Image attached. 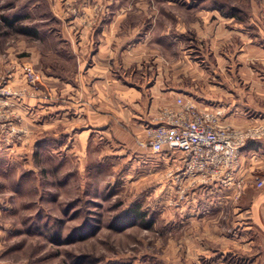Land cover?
<instances>
[{
	"label": "rangeland",
	"instance_id": "rangeland-1",
	"mask_svg": "<svg viewBox=\"0 0 264 264\" xmlns=\"http://www.w3.org/2000/svg\"><path fill=\"white\" fill-rule=\"evenodd\" d=\"M117 13L150 30L170 77L179 59L187 94L188 62L216 81L214 55L234 68L239 33L264 49V0H0V71L12 92H29L0 126V264H264L234 237L228 205L202 206L197 183L168 177L178 165L101 132L50 130L47 113H33L49 77L72 73L80 57L73 20L88 15L95 27Z\"/></svg>",
	"mask_w": 264,
	"mask_h": 264
},
{
	"label": "crops",
	"instance_id": "crops-1",
	"mask_svg": "<svg viewBox=\"0 0 264 264\" xmlns=\"http://www.w3.org/2000/svg\"><path fill=\"white\" fill-rule=\"evenodd\" d=\"M88 15L73 20L75 42L70 45L80 55L73 72L60 79L51 75L42 106L34 104L32 110L47 113L50 130L63 124L65 131L80 130L81 136L93 137V133L101 132L118 144L137 147V142L145 139V127L155 123L162 108H175L177 97L192 100L204 111H222L221 122L237 129L264 124V49L260 50L257 37L244 38L239 33L234 68L226 56L215 53L221 59L216 81H209V73L204 80L205 75H199L195 64L188 62V77L195 87L187 94L180 85L179 59L170 77L164 70V56L147 38L150 30H143L140 23H128V18L119 13L114 20L100 21L104 23L92 27L84 21ZM229 73L235 74V82L229 81ZM180 155L165 150L160 156L164 164L179 166ZM240 162L239 186L222 188L197 182L190 188L200 190L198 202L202 206L210 202L212 208L228 205L234 237L247 240V250L255 244L264 257V189L254 186L255 177L264 178V139L249 140L241 150ZM183 197L177 199L184 202Z\"/></svg>",
	"mask_w": 264,
	"mask_h": 264
},
{
	"label": "built area",
	"instance_id": "built-area-1",
	"mask_svg": "<svg viewBox=\"0 0 264 264\" xmlns=\"http://www.w3.org/2000/svg\"><path fill=\"white\" fill-rule=\"evenodd\" d=\"M37 79L36 75L27 78L32 86ZM6 80L0 71L2 128L12 124L7 119L15 115L10 112L14 103L29 94L25 89L12 92L7 88ZM221 114L219 110H201L192 100L177 97L175 108H162L155 123L145 127V139L137 142V146L153 155H161L165 150L179 152L177 171L168 173L179 187L185 182L214 184L222 188L239 186L237 175L241 167V150L249 140L264 139V124L237 129L222 123ZM254 186L264 189V178L255 177Z\"/></svg>",
	"mask_w": 264,
	"mask_h": 264
},
{
	"label": "trees",
	"instance_id": "trees-1",
	"mask_svg": "<svg viewBox=\"0 0 264 264\" xmlns=\"http://www.w3.org/2000/svg\"><path fill=\"white\" fill-rule=\"evenodd\" d=\"M16 21V20H15Z\"/></svg>",
	"mask_w": 264,
	"mask_h": 264
}]
</instances>
